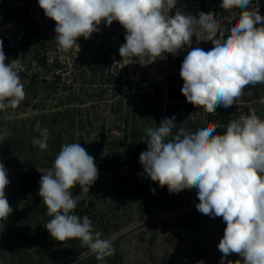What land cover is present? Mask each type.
I'll use <instances>...</instances> for the list:
<instances>
[{
	"label": "clouds",
	"instance_id": "9594fccd",
	"mask_svg": "<svg viewBox=\"0 0 264 264\" xmlns=\"http://www.w3.org/2000/svg\"><path fill=\"white\" fill-rule=\"evenodd\" d=\"M177 3L38 0L44 15L55 22L54 39L65 53L79 48L78 38L88 40L101 31L102 23L110 27L114 21L125 29L119 55L126 64L144 65L191 49L180 67L181 93L188 103L208 113L233 106L248 86L264 84V15L259 0H222L220 8L239 10L236 22L227 26L211 12L193 15ZM201 32L203 41L213 45L210 50L192 46L193 36ZM25 97L18 66L15 60L6 63L0 40V112L13 110L5 117L11 119ZM224 128L217 122L195 131L177 129L175 116L164 117L158 127L146 129L147 149L139 156L141 175L167 187L170 194L195 188L197 211L213 219L222 217L226 227L217 245L220 264H264V119L251 110L229 121L223 134L217 133ZM11 134L7 127L0 128V143ZM50 138L49 130L42 128L32 145L45 151ZM97 179L98 168L87 150L80 143H65L52 168L42 174L38 195L51 218L44 225L51 237L60 242L78 239L105 264L106 257L115 255L112 241L102 238L87 215L81 218L74 212ZM9 184L8 171L0 162V221L13 212L5 195ZM77 185L81 195L74 196ZM231 254L241 259L229 260Z\"/></svg>",
	"mask_w": 264,
	"mask_h": 264
},
{
	"label": "trees",
	"instance_id": "16d2710c",
	"mask_svg": "<svg viewBox=\"0 0 264 264\" xmlns=\"http://www.w3.org/2000/svg\"><path fill=\"white\" fill-rule=\"evenodd\" d=\"M191 1V0H181ZM200 5V11L209 13L208 3L213 5L212 15L219 21L220 17L232 16L231 24L238 19L239 10H224L219 7L222 0H193ZM261 15H264V0H259ZM4 21L0 20V27ZM6 63L17 61L29 51L30 39L25 33L18 48L10 45L9 40L0 32ZM46 66L45 62H41ZM37 85L39 84L36 82ZM35 82L29 88L36 92ZM44 85L48 82H41ZM57 81L53 80L51 88L58 91ZM183 80L170 76L166 94L147 91L145 94L130 95L120 98L111 105V112L117 115L113 137L106 138L105 125L94 132L85 133L84 128L90 125L86 118L78 116L75 110H61L50 116L49 124L36 127L29 133L23 128L15 132L17 139L4 142L3 154L16 161L17 171L8 174L10 184L5 195L13 208L12 214L5 221H0V264H100L95 254L83 259L91 252L81 247L78 239L64 242L54 240L44 225L51 219L46 215L47 209L39 192V181L42 174L51 169L55 157L65 143H80L88 154L94 158L98 168V179L83 194L74 210L81 218L87 215L96 230L110 239L131 225L138 216L145 219L167 213L178 206L176 194H170L167 187L161 188L157 182L141 175L143 168L139 163L141 152L147 149L144 142L146 129L158 127L164 117L176 118L177 129L195 131L213 123H221L224 129H217L218 134L226 131L229 121L237 119L238 107L227 109L218 107L216 112L208 113L202 107H195L186 101L181 93ZM102 93V94H101ZM99 93L102 97L104 90ZM264 95L253 90L252 99ZM21 105L29 107L27 97ZM113 109V111H112ZM198 109V111H197ZM47 128L51 133L48 148L40 151L32 145V139L38 137L40 129ZM175 132V130H174ZM95 135L91 139V135ZM152 189L155 194H152ZM196 189L185 190L186 200L190 207L195 206ZM73 195H81L79 186L72 189ZM186 228L194 231L198 221L192 216H185ZM115 255L105 258V264H124L119 242H113ZM194 251L201 253V244L193 240Z\"/></svg>",
	"mask_w": 264,
	"mask_h": 264
},
{
	"label": "rangeland",
	"instance_id": "374dc122",
	"mask_svg": "<svg viewBox=\"0 0 264 264\" xmlns=\"http://www.w3.org/2000/svg\"><path fill=\"white\" fill-rule=\"evenodd\" d=\"M181 6L193 15L200 11L199 3L193 0H178L177 7ZM208 8L212 13L211 3ZM232 16L228 13L218 22L222 26L231 25ZM0 20L4 21L0 32L11 46L18 48L25 33L30 39L28 53L15 61L30 105L20 104L11 119L5 117L13 110L9 109L7 114L0 112V128L7 127L12 133L5 141L7 143L17 139L15 132L18 128L29 133L36 127H45L50 116L66 109L75 110L78 116L86 118V123L90 124L84 128L86 134L94 132L96 135L97 129L105 125L106 138L113 137L118 132L115 121L119 120L112 114L111 105L120 98L147 91L166 94L170 76L181 79L182 61L191 50L185 49L176 56L166 54L153 62L145 61L144 65L126 64L119 55V47L125 42V29L114 21L110 27L102 23L101 31L93 33L88 40L78 38L79 48L74 47L65 53L54 39L55 22L44 15L38 0H0ZM204 35L201 32L197 37L193 36L192 46L210 50L213 45L203 41ZM53 80L58 82V91L49 84ZM46 81V85L41 83ZM33 82L39 83L35 84L36 92L29 90ZM261 87L264 88V84L248 86L245 95L234 102L238 107L237 119L251 110L264 119V95L251 98L253 90L260 92ZM102 90L104 93L100 97ZM249 91L251 95H247ZM95 135L92 133L90 138ZM3 144L0 143V162L10 174L17 171L16 161L3 154ZM175 196L178 206L174 210L145 219L137 216L131 225L110 238L112 243L119 242L124 264H198L200 260L205 264H220L222 253L217 245L226 227L222 217L213 219L198 212L195 206L190 207L185 190ZM194 200L195 205L199 203L197 196ZM185 216L196 218V230L185 227ZM194 239L200 242L201 253L194 251ZM228 259L236 261L241 258L231 254Z\"/></svg>",
	"mask_w": 264,
	"mask_h": 264
}]
</instances>
